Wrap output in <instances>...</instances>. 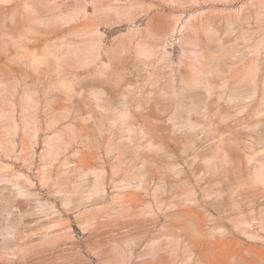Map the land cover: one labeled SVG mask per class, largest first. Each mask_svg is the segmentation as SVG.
I'll return each mask as SVG.
<instances>
[{
    "label": "rangeland",
    "instance_id": "obj_1",
    "mask_svg": "<svg viewBox=\"0 0 264 264\" xmlns=\"http://www.w3.org/2000/svg\"><path fill=\"white\" fill-rule=\"evenodd\" d=\"M0 264H264V0H0Z\"/></svg>",
    "mask_w": 264,
    "mask_h": 264
}]
</instances>
